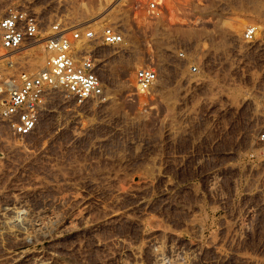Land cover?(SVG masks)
Wrapping results in <instances>:
<instances>
[{"label": "rangeland", "instance_id": "374dc122", "mask_svg": "<svg viewBox=\"0 0 264 264\" xmlns=\"http://www.w3.org/2000/svg\"><path fill=\"white\" fill-rule=\"evenodd\" d=\"M32 1L45 32L57 18L95 26L109 12L100 25L125 41L96 48L104 97L54 93L30 136L0 118V209L21 197L22 211L53 203L81 221L41 241L59 251L55 264H155L170 243L167 254L189 264H264V176L243 132L264 77V0H161L152 16L142 0ZM252 23L260 31L246 43ZM188 43L209 71L190 90L177 56ZM141 66L159 72L145 93L134 83ZM14 238L0 237V264H30Z\"/></svg>", "mask_w": 264, "mask_h": 264}, {"label": "built area", "instance_id": "2783aa9c", "mask_svg": "<svg viewBox=\"0 0 264 264\" xmlns=\"http://www.w3.org/2000/svg\"><path fill=\"white\" fill-rule=\"evenodd\" d=\"M149 15L158 14L161 0H142ZM0 118L12 125L20 136L36 130L41 114L60 91L65 97L79 100L101 98L105 82L100 74L99 45L118 46L125 37L113 23L95 26L70 24L57 18L45 32L41 15L32 0H0ZM259 24L244 27L241 39L253 43ZM186 44L177 53L187 66L184 82L188 90L209 74L202 53ZM44 58V64L34 65ZM142 90L149 91L159 80V72L150 66L135 71ZM244 133L257 145L258 170L264 176V77L247 102Z\"/></svg>", "mask_w": 264, "mask_h": 264}, {"label": "bare ground", "instance_id": "6f19581e", "mask_svg": "<svg viewBox=\"0 0 264 264\" xmlns=\"http://www.w3.org/2000/svg\"><path fill=\"white\" fill-rule=\"evenodd\" d=\"M100 13L102 14V12H100ZM100 13H98V15H96V16L98 17L99 15H101ZM108 13H106L105 15H102V17H100V18H97L98 20H96V21L94 20L95 21L94 23H96V24L98 22L101 23L100 20L103 19L106 15L108 16ZM96 16H94V17H96ZM100 23H98V24L100 25ZM235 25L237 26L238 24L235 23ZM235 25L233 24L232 26L236 30L238 26L236 27ZM237 39H238V37H237ZM43 59L44 58L42 57L40 59V61H38L37 63H34V65H40V64L42 65V64H44ZM134 80H135V77H134ZM134 83L136 84L135 87L138 89L137 91H139L140 93L147 92L146 90H142L138 86V84L136 83V80H135ZM56 197H55L56 199L53 202H56L57 201L59 203V200H62L61 199L62 196H59L58 195ZM15 200H16L15 202L12 201V202L5 203L2 206L3 208L0 209V237H2L3 235L6 234V235H10V236H13L15 238L20 239V240H18L19 241V244L16 246V249H14L15 250L14 253H16L17 255H19L20 257H23V259L25 258L24 261L27 260V261H29L30 264H55L54 257L56 258V256H55L56 255V252L59 253V251H56V252H54V251L46 252L45 250H43V247L44 246L42 247L41 241L43 239L47 238L48 236H50L53 231L55 232V230L56 231L57 230L59 231V229H60V231H61L62 229H68V230L69 229H74V228L76 229V226H75L76 223L78 222V224H79L81 221L80 222H79V220L78 221H75L74 218H73L74 216H72V218H70V216H68L69 218H67V216L65 214H62L61 213L62 211L60 212L59 209L57 208V206L55 207L53 203H51L50 206H48V204H47V207L48 208L46 207V209L40 210L38 212H33V211L31 212V210L28 211V212H25V211H22L23 207L21 209V206H23L22 203L25 202V198H21L20 197V198H17ZM74 214H76V213H74ZM75 217H77V216H75ZM78 227H79V225H78ZM163 232H165V231H162V233ZM61 233H62V231H61ZM57 234H59V233L57 232ZM55 235H56V233H55ZM50 237H52V236H50ZM213 242H211V243H213ZM165 245H166V243H165ZM170 245L171 246H168V248H165V249L164 248L162 249L160 247L161 249L159 248L158 250H155L154 251L153 255L151 254V256H153L152 258H153L155 264H162L161 261L163 262V264H189L190 263V261L188 259H184V260L182 259L183 261H179L180 259L176 258V257H179V256H176L175 257V255H173L172 253L171 254H167L169 252V250L170 251L172 250V249H169V248L173 247L172 246L173 244L170 243ZM131 251H134V248ZM136 251H138V250H136ZM7 253H10V252H7ZM38 253L39 254L41 253L40 256H36V254H38ZM132 253H133V255L136 258V252L134 251ZM11 254H13V253H11ZM218 254H219V252H218ZM8 255H7V258H8ZM10 258H11V256H10ZM0 261H1V259H0ZM124 261H125V259H124ZM129 261H130V259H129ZM134 262H135V260H134ZM134 262L133 263H130L129 262V263L130 264H136V262L135 263ZM26 263L28 264V262H26ZM125 264H128L127 261H125Z\"/></svg>", "mask_w": 264, "mask_h": 264}]
</instances>
